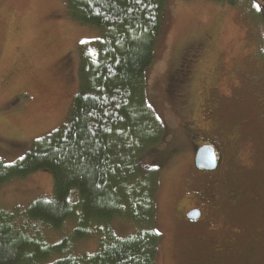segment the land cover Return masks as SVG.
I'll list each match as a JSON object with an SVG mask.
<instances>
[{
    "label": "rangeland",
    "instance_id": "374dc122",
    "mask_svg": "<svg viewBox=\"0 0 264 264\" xmlns=\"http://www.w3.org/2000/svg\"><path fill=\"white\" fill-rule=\"evenodd\" d=\"M263 4L166 1L144 73L146 101L165 130L143 158L145 168L158 170L156 264H264ZM100 35L71 20L63 0H0V158L6 164L64 123L78 90L79 46L91 50ZM191 138L222 156L215 172L194 168ZM52 189L48 171L13 180L0 187V210L22 215ZM192 207L202 211L197 222L183 214ZM110 225L120 238L134 232L127 219ZM32 228L55 245L71 235L75 221L59 231ZM96 249L97 238L85 239L71 253Z\"/></svg>",
    "mask_w": 264,
    "mask_h": 264
},
{
    "label": "trees",
    "instance_id": "16d2710c",
    "mask_svg": "<svg viewBox=\"0 0 264 264\" xmlns=\"http://www.w3.org/2000/svg\"><path fill=\"white\" fill-rule=\"evenodd\" d=\"M63 1L71 20L101 35L92 51L79 46L78 90L64 123L32 141L23 159L0 158V187L40 171L53 179L52 194L23 217L0 210V264H156L158 170L145 168L143 158L165 130L146 101L144 73L167 0ZM114 218L131 221L133 234L118 237ZM69 221L75 229L55 245L32 228L59 231ZM93 238V254L71 253L75 242Z\"/></svg>",
    "mask_w": 264,
    "mask_h": 264
},
{
    "label": "water",
    "instance_id": "95a60500",
    "mask_svg": "<svg viewBox=\"0 0 264 264\" xmlns=\"http://www.w3.org/2000/svg\"><path fill=\"white\" fill-rule=\"evenodd\" d=\"M217 157L214 148L210 145L199 147L195 153L194 166L196 169L212 171L217 166ZM199 212L195 211L188 215V218L196 220Z\"/></svg>",
    "mask_w": 264,
    "mask_h": 264
},
{
    "label": "flooded vegetation",
    "instance_id": "af4514ba",
    "mask_svg": "<svg viewBox=\"0 0 264 264\" xmlns=\"http://www.w3.org/2000/svg\"><path fill=\"white\" fill-rule=\"evenodd\" d=\"M193 138H191V140H192ZM192 142H193V144H192V148H193V152H194V155H193V166H194V157H195V153H196V151H197V149L199 148V147H202V146H205V145H202V146H198V144L197 143H195L194 142V140H192ZM210 146H212V145H210ZM213 147V146H212ZM214 148V147H213ZM214 151H215V155H216V157H217V166H216V168L214 169V170H212V171H207V170H203V169H196L195 168V166H194V168L196 169V170H198V171H204V172H215L217 169H218V167H219V165H220V162H221V155L219 154V152L218 151H216V149L214 148ZM215 182H216V180H215ZM194 187V186H193ZM196 187H197V185H196ZM204 187L205 188H210V186H209V184L207 183V184H204ZM215 190H217V187H215ZM206 196H207V191H206ZM214 200V198L213 199H210V200H208V201H213ZM188 211V212H187ZM195 211H197V212H199V217L196 219V220H193V219H190V218H188V215L189 214H191L192 212H195ZM186 213V214H185ZM183 214H185L186 215V217H187V219H189V220H191V221H194V222H197L200 218H202V211H201V209H199V208H194V207H192V208H189V209H187L186 210V212H184Z\"/></svg>",
    "mask_w": 264,
    "mask_h": 264
},
{
    "label": "snow or ice",
    "instance_id": "6c2138e0",
    "mask_svg": "<svg viewBox=\"0 0 264 264\" xmlns=\"http://www.w3.org/2000/svg\"><path fill=\"white\" fill-rule=\"evenodd\" d=\"M257 7H259V5H257ZM21 159H23V157H21Z\"/></svg>",
    "mask_w": 264,
    "mask_h": 264
}]
</instances>
